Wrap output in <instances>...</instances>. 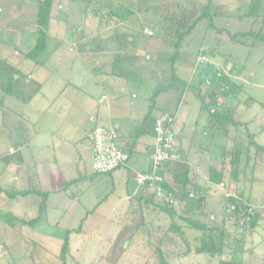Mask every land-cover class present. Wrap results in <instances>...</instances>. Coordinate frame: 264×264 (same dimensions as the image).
Listing matches in <instances>:
<instances>
[{
  "label": "rangeland",
  "instance_id": "rangeland-1",
  "mask_svg": "<svg viewBox=\"0 0 264 264\" xmlns=\"http://www.w3.org/2000/svg\"><path fill=\"white\" fill-rule=\"evenodd\" d=\"M93 1H98L96 8L119 2L131 9L143 5L135 0ZM214 1L233 15L219 18L218 28L226 27L228 33L238 35L229 38L226 32L218 36L206 23H201L183 42L176 66L181 79L192 77L197 83L203 76V68H195L197 55L217 49L210 56L212 61L225 63L239 72L234 77L240 83V91L223 100L233 109L235 121L244 126H230L228 135L221 130L217 138L220 145H233L235 154L241 155V177L236 187L261 215L255 232L246 237L242 259L260 263L264 252V153L252 150L248 157L243 153L247 148L242 145L246 144L243 135L249 131L264 147V10L257 19L247 18L248 5L243 0ZM31 4L29 0H0V58L7 59L20 75H32V82L36 81L42 88V92L31 97L27 88L31 80L21 79L18 86L22 89L13 87L15 91L11 94L0 89V185L8 183L3 199L0 198V264H61L59 257L67 232H70L67 264H91L99 253L107 257L103 264H159L158 248L168 264H217L218 257L195 251L205 228L223 226L222 201L226 191L222 188H212L203 215L195 208L186 211L181 205L171 215L158 206L143 208L138 204V192L132 194L137 186L135 175L128 177L125 171L115 179L111 174L92 175L91 153L81 162L74 159L75 149L64 150L60 138L69 130L68 119L88 122L89 113L80 117L75 114H79L81 107L92 111L99 107L98 97L103 91L95 83L98 75L91 69L95 67V59L104 62L107 56L101 52L96 55L90 48L105 50V43H110L106 39L110 31L105 26L106 18L99 22L92 12L95 5L84 13V0H55L53 18L44 31L45 49L36 60H31L27 55L36 50L40 38ZM144 15L139 16L140 22L133 23L134 28H118L120 33L135 40L132 52L146 53L143 58L146 63L127 68V72L140 73L143 81L131 85L122 80L125 91L119 89V93L125 102L133 101L135 107L144 104L149 109L157 82H168L169 78L167 64L156 58L173 50L165 41L167 34L159 29L160 18L152 12ZM149 27L154 29L152 37L143 34ZM249 32L255 34L243 36ZM127 45L128 49L131 43ZM108 57L114 58V54L109 53ZM180 93L173 90L161 94L155 114L164 108L177 111L176 131L182 132L184 147L203 146L209 142L207 134L211 131L208 112L202 110L194 89L186 91L183 98ZM132 94L138 99H132ZM58 144L61 147L54 151L53 145ZM11 149L20 153V169L15 165L17 162L6 163L5 156ZM63 151L66 162H60ZM11 187L36 190L40 194L20 195L15 201L7 194ZM45 193L49 194L48 199ZM229 225L232 229L233 225ZM231 257L230 249L224 247L221 259Z\"/></svg>",
  "mask_w": 264,
  "mask_h": 264
},
{
  "label": "trees",
  "instance_id": "trees-1",
  "mask_svg": "<svg viewBox=\"0 0 264 264\" xmlns=\"http://www.w3.org/2000/svg\"><path fill=\"white\" fill-rule=\"evenodd\" d=\"M135 1L139 4L143 3V5H141L137 9L135 7L131 9L129 7L128 8L125 7L121 2H119V3H111L110 5H106L103 8H96L98 1H93V0H84L86 6L83 5L84 13L88 12L90 6L95 5V9H93L92 11L95 17L99 19V22L105 17L106 18L105 26L106 28L109 29V31L112 32L110 37L107 38V40L110 41V43L108 42H107L108 44L105 43V45L107 46L105 50L104 49H102V51L95 50L94 53L96 55L100 54V52L105 55H108L109 53L111 54L113 53L114 58L107 63L108 65H111L110 66L111 73L121 78H124L129 83H133L136 80H140L141 79L140 73L137 74L131 72H123L122 70L120 71L118 68L120 65L119 62H123V60H125L126 58L125 51L127 50V46H128L127 43L130 42L131 45H133L135 43V40L130 39L131 35L128 36L120 33L118 28L127 25L128 27H130V29H132V27L133 28L135 27V25H133L135 21L140 22L139 16L144 14H149L152 12L155 15V17L160 18V20L162 21L160 24H158L160 31H162L164 34H167L168 36L166 37L165 41L169 44V46L172 48L173 51L172 52L165 51L162 54H160L159 57L157 58V60L162 58V60L168 66L169 69L168 82H161V80L157 82L156 88L151 97L150 112L147 114L144 123L133 130L132 136L133 135L139 136L140 134L145 133L146 122L154 120L153 122L155 123V120L160 115L168 113L171 116H173L174 119L176 120L175 118L176 111L173 112L164 108L160 110L158 114H155V110H153V108L156 107L157 98L161 94H166L173 90L180 91L181 98H183L186 91L194 89L195 94L201 101L202 110L208 112L209 115L208 126L211 129L210 131V133L212 134L211 137H215L217 133L221 130L226 135H228L230 126L238 127V128L243 127L244 126L243 124L241 123L239 124L238 122L235 121L233 117L234 116L233 109L227 107L225 103L221 104L219 102L216 92L217 89H223L222 91L223 99L225 100L229 96H232L236 94L238 91H240V83L235 78L239 75V72H237L235 68L232 67L231 69H229L232 75L235 77L229 78L223 75L222 77H218L217 75L218 68H216L215 66L216 62L212 64L209 63L205 65H201V64L197 65V58H196L195 68L197 70H199V68H203L201 73L203 76L200 77V80L197 83L194 82L190 83L181 80L178 77L177 66H176L177 61L181 57L180 49L183 42L190 34H192V32L201 23H206L208 29L214 30L216 34L219 36L226 33L228 29L226 27L218 28L216 24L217 21L219 20V18L233 17V15L230 14L229 11H225L214 0H184V1L158 0V2L155 1L153 2L152 0H135ZM243 1L246 2L248 5V10L246 12L247 18L257 19L258 17H260V13L264 10V2L262 0H243ZM37 4L38 7L37 10L34 9L35 11L33 13V17L35 19V23L37 27L39 28L40 38L36 50L30 52L27 55V57H29V59L31 60H36L40 51L45 49L46 38L43 37L45 35L44 31H46L49 28L50 21L53 18L52 12L55 6V0H38ZM144 21H146V18H144ZM147 29L151 30L149 28H145L143 30V33L149 36L145 32V30ZM254 34L255 32H249L243 34V36L247 37ZM237 35L238 33H235L233 35L228 33L229 38H235ZM216 50L217 49L208 50V51L204 50L203 53L202 52L201 53L208 56H213ZM198 55H200V53ZM7 62H8L7 59L0 58V89H2L4 94H11L13 93L12 91H15V89L18 90L22 89V87L18 86L20 84L19 81L21 79L31 80V83L28 84L27 86L28 90L31 92V97L33 96L35 97L36 94L41 92L42 90L41 86L37 84L36 81L35 83H33L32 81L34 80L31 79L32 77H28V75L25 76L23 74L20 75L19 71L11 67ZM223 65L226 66L225 63H223ZM103 67H104L103 69H106L105 65H103ZM95 68H96L95 70L98 73H102L101 66ZM129 68H133V67H129ZM15 75H18V77L16 78ZM155 75L156 74L153 73V77ZM208 81L209 84H207ZM33 84H35L36 87H33V89H31L30 86H32ZM13 87L15 89H13ZM213 108L215 109L214 113L211 112V109ZM98 126L110 127L106 125H98ZM173 130L175 132L174 128ZM175 134L177 140H179V137L176 132ZM244 137L246 144H243L242 146H245L247 148V150L243 152L245 155L250 157L252 150L255 152L264 153V147L255 141L254 134L247 131L246 134L243 135V138ZM178 147H179L178 152L181 157L177 161L174 162L168 161L164 163L163 168L159 169L158 171L159 174L161 176H164L166 180L163 186L170 189L174 193L175 204L169 205L165 202L159 201L156 198L155 188L151 185V183H146L142 187H144L145 190H149L152 192L151 193L152 195L147 199H145L147 201L146 205L148 207L150 205L158 206V208L167 211L171 215H175L177 212L176 206L181 205L186 209V211L188 210L192 211L195 208L197 209L198 212L201 211L203 215L204 212L202 211V209L206 205V196L202 194H198L196 192L197 190L196 187L192 186V183L189 179L190 167L188 166V164L185 163V157L182 152V149L180 148L179 142H178ZM122 149L129 154L130 158L127 163L128 166L131 160V154L125 148ZM153 149L154 148H152V150L150 151V156L153 153ZM240 157L241 155L239 152L235 154V148L233 145L229 146L227 144H224L223 157L222 158L219 157V160L215 161V165H214L215 167L211 166L209 168L210 169L209 182L211 184L221 186L224 183H226L227 178L228 179L230 178L229 182L231 183L233 182L237 186L241 177L239 173V168H240L239 165L241 164ZM248 159L250 160L251 158ZM6 163L7 164L11 163V158H7ZM127 166L123 168H126ZM150 166L152 168L151 158H150ZM93 175H100V174L93 173ZM232 189H235L234 192L235 194H232L233 192L225 193L226 196L222 201V225H223L222 228L219 229L214 226L205 228L206 232H203L205 234H203L200 244L195 252L196 254H209L211 256L218 257L217 264H264V252L262 254V258H261L262 260L260 263H251L248 261H244L242 259V255L245 251L244 243L246 241V237L248 234L255 232L256 228L259 225L261 215L257 210H255V207H253L248 200L244 199L245 194L243 191H239L237 193L236 192L237 187L232 188L230 186L231 191ZM31 193L40 194V192L29 190V191L17 192L16 195L28 196ZM48 195L49 194L45 193L46 199L48 198ZM43 205L46 207V202H43ZM250 209L254 210L253 214H250L249 212ZM189 223L192 222L189 220ZM229 224L233 225L232 229L229 227L230 226ZM177 227L175 230H179ZM202 229H204V227ZM236 233L239 234L238 238H236L234 235ZM180 234L182 235L183 239H186L183 232H180ZM69 235L70 232H67V236L61 247V254L59 257L61 260V264H67L66 257L70 252ZM224 247L230 249L231 251L232 257L229 260L221 259L224 253ZM237 247H241V248L237 249ZM157 251H158L157 254L159 256V264H168L167 259L164 257L162 253V250L158 248ZM190 253L191 250H188L187 254ZM234 256H239L241 260H237V257L235 258ZM106 258H107L106 256H103L101 255V253H99L91 264H103L104 261H106Z\"/></svg>",
  "mask_w": 264,
  "mask_h": 264
},
{
  "label": "crops",
  "instance_id": "crops-1",
  "mask_svg": "<svg viewBox=\"0 0 264 264\" xmlns=\"http://www.w3.org/2000/svg\"><path fill=\"white\" fill-rule=\"evenodd\" d=\"M38 0H29L31 4V7L34 6V9L37 10ZM33 8V7H32ZM52 16L54 15V11L52 12ZM128 28L127 25H124L122 28ZM152 31L151 27H149ZM112 32H109V35H111ZM144 34V33H143ZM108 36V35H107ZM108 38V37H107ZM106 38V39H107ZM133 45L128 47L126 50V58L123 60V62H119V70L123 72H127V68L129 67H137L142 65L143 63H146L143 58H145L146 53H144L141 50L138 51L137 53H134L131 51ZM160 47V46H159ZM97 48H90V51L94 53V51ZM97 50H102V49H97ZM201 50V49H200ZM139 53V54H138ZM105 55V54H104ZM95 56V55H94ZM107 56V60H104V62L99 61L98 59H95V67H99L102 64L105 65L106 69H102V73H98L94 68H92V73L96 74L95 76L98 75L97 81L95 82L97 85L99 84L101 91L103 93L98 97V108L94 109L93 111L88 108H80L78 113L75 114L77 117H80L82 113H89V121L88 122H80L78 119H68V132L62 136L60 139L64 143V150H66L68 147L71 149H75L74 152L76 153V156L74 159H80L81 162H85L84 158H88L89 153H91V158L93 160V152H92V145L89 140V135L92 132V130L98 126V125H106V126H111L114 127L118 133H119V145L122 148H125L130 154H131V160L129 165L126 168L119 169L113 173H111V176L114 177H119L122 174V171H125L129 175H138L144 172H147L150 170V151L153 148V145L155 143L154 139V134H153V125H154V120L152 121H147L145 125V133L140 134L139 136H132V132L134 129L137 127L141 126L145 119L147 114L150 112V107L149 109H146L143 105L135 107V103L132 101L130 103L125 102L124 98L121 97L119 93V89H122V92L125 91L124 84L122 80H125L124 78H121L119 76H116L111 73V65H108L107 63L113 59ZM137 59H140L138 62ZM98 60V61H97ZM157 60V58H156ZM121 68V69H120ZM179 69L177 68V75H178ZM28 77H32V75H28ZM156 75L151 77L153 80L155 79ZM178 77L181 79V77L178 75ZM184 81H188L190 83L194 82V79L191 77L189 80L181 79ZM126 81V80H125ZM142 79L136 80L133 83L128 84H138ZM139 88H142V85H138ZM156 88V87H155ZM72 89H74V86H72ZM155 90V89H154ZM42 92V90H41ZM88 92L93 95L94 93H91V90L89 89ZM78 91H76L75 94L78 95ZM154 93V92H153ZM105 97V100L103 102L102 99ZM132 99H138V96L136 94H132ZM176 100V97L174 98ZM167 103V102H166ZM165 103V104H166ZM78 103H76L77 105ZM68 106V103H67ZM74 106V105H73ZM180 107V106H179ZM178 107V109H179ZM79 106L76 107L78 109ZM155 108H153L154 110ZM162 110V109H161ZM176 120H175V125L174 129L175 132L177 133L179 137V145L180 148L182 149V152L185 157V163L188 164L190 167V174H189V179L192 183V186L196 187V192L198 194H202L207 196L214 187L215 189L222 188L226 193L230 192L232 194H235V189H232V191L229 189V187H235V183L229 182V179L227 178L226 183H224L221 186L211 184L209 182V168L215 165V161L219 160V157H223V146L219 144L217 135L215 137H211V133L207 134V137L209 138V142L206 143L205 145H201L200 147H189L186 149L183 145V134L182 132L178 133L176 131V122H177V111H176ZM70 120V121H69ZM72 133H71V132ZM48 145L47 147H49ZM53 150L56 151L57 149L59 150V147H61V144L58 145H53ZM199 152V154H198ZM87 155V157H86ZM62 158H60V162H66V153L63 151L61 153ZM5 158H11V162L15 164L17 162L16 167L20 169L21 161L20 159V153L11 149L10 152L5 156ZM59 157H55L57 160ZM3 159V158H1ZM249 160V159H248ZM222 166V165H221ZM215 167V166H214ZM220 167V166H219ZM93 175V174H92ZM17 178V177H16ZM83 178V176H82ZM135 178V177H134ZM19 180V179H18ZM13 181V179L11 180ZM136 182V181H135ZM7 182L3 183V186L0 185V198L3 199L4 197V192L6 191V186ZM136 187L134 189V192L132 193L133 195H136L138 192V204H140L143 208L148 207L146 205V200L148 197H150L152 194L151 191L145 190L144 187L139 186L136 182ZM30 189L26 190H17L14 187H11V190L7 191L8 197L13 198L15 201L18 198L16 195L17 192L21 191H29ZM32 191V190H31ZM35 192H38L34 190ZM240 190L237 188V193ZM236 193V194H237ZM32 194V193H31ZM29 194V195H31ZM245 194V193H244ZM24 197V196H23ZM6 198V196H5ZM8 199V198H6ZM48 199V198H47ZM130 199V198H129ZM151 206V205H150ZM149 206V207H150ZM202 226V225H201ZM212 227V226H211ZM203 236V235H202ZM187 240V239H186ZM186 243H189L187 240ZM209 255V254H205ZM213 257V256H212Z\"/></svg>",
  "mask_w": 264,
  "mask_h": 264
},
{
  "label": "built area",
  "instance_id": "built-area-1",
  "mask_svg": "<svg viewBox=\"0 0 264 264\" xmlns=\"http://www.w3.org/2000/svg\"><path fill=\"white\" fill-rule=\"evenodd\" d=\"M149 36H153L152 30H145ZM214 63L210 56L200 54L197 57V65ZM218 71V77L227 76L233 78L230 68L215 63ZM209 84V81L207 82ZM217 89V88H216ZM223 89H217V98L221 104L223 100ZM214 92V90H213ZM105 100L103 97L102 101ZM214 113L215 109H211ZM175 119L170 114L160 115L154 123V149L151 154L152 168L145 172L136 175L135 180L139 186H144L146 183H151L155 188L156 198L169 205H174V193L163 186L166 181L164 176L159 174V169L163 168V164L168 161H177L181 156L178 152V140L173 130ZM119 136L114 127L98 126L89 135V140L92 145L93 160L92 169L94 174H108L116 171L117 169L127 166L129 161V154L125 152L118 143ZM250 214L254 213L253 209L249 210Z\"/></svg>",
  "mask_w": 264,
  "mask_h": 264
}]
</instances>
